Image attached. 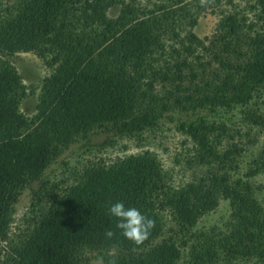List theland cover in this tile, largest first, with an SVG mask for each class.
I'll list each match as a JSON object with an SVG mask.
<instances>
[{
    "label": "trees",
    "instance_id": "16d2710c",
    "mask_svg": "<svg viewBox=\"0 0 264 264\" xmlns=\"http://www.w3.org/2000/svg\"><path fill=\"white\" fill-rule=\"evenodd\" d=\"M207 11L217 21L199 37ZM17 54L48 70L38 85ZM167 124L190 144L180 185L149 150L97 157ZM263 134L264 0H0V264H264ZM66 151L74 165L51 181ZM119 201L155 220L139 247L108 214ZM221 201L225 218L204 225Z\"/></svg>",
    "mask_w": 264,
    "mask_h": 264
},
{
    "label": "rangeland",
    "instance_id": "374dc122",
    "mask_svg": "<svg viewBox=\"0 0 264 264\" xmlns=\"http://www.w3.org/2000/svg\"><path fill=\"white\" fill-rule=\"evenodd\" d=\"M207 12L206 14L200 16L197 26L194 29L195 33L199 37L208 36L212 32L214 24L217 21V17L214 14H210L209 11ZM10 60L15 66L19 75L22 77L23 84L29 89V85H38L40 79H42V77L46 76L48 73V70H46L42 63L32 54H17L15 57H11ZM36 93L37 90L35 91L34 95L28 96L22 102L21 111L27 116L33 113L36 102ZM146 135L147 134L143 135V137H146V140H144L139 147L135 142L127 141L125 139H116V144L112 148L103 151L101 154L97 155V157L107 161L112 160L115 157H121L128 154L138 153L143 150H149L156 154L157 158L160 160L163 170L168 173L172 185H180L181 183H184L186 180H188L192 170H185L186 166L184 164V157H187L189 154L188 150L190 148V144L185 141L181 134L173 129L172 124L162 126L160 130L156 131L154 136ZM104 137V134L98 133L93 138L97 142H101ZM122 146H126V150L122 149ZM70 148L73 150L75 149L74 146H71ZM247 149L248 151H246V155L248 156L250 152H254L255 147H247ZM75 156L76 153H73L72 155L66 151L45 171L44 175L47 176L51 181H59L63 179L65 176L61 175V171L64 168L62 161L68 162L70 166H73L75 162L73 157ZM91 158L92 157L89 159ZM174 160L178 161V163L174 162ZM246 160L247 157L242 159L243 162ZM253 182L259 183L264 187V175L256 177ZM262 191L264 193V189ZM28 204V193L27 191H24L14 206V223L12 225L13 227H11L12 232L15 230V225L18 226L21 224V217L27 213ZM227 212V207H225L224 203L221 201L216 211L210 217H208V221L203 222V224L206 225L216 222L218 219L225 218ZM86 256V258H88L87 262L84 261L82 264H94L96 259L93 258V254H86Z\"/></svg>",
    "mask_w": 264,
    "mask_h": 264
},
{
    "label": "clouds",
    "instance_id": "9594fccd",
    "mask_svg": "<svg viewBox=\"0 0 264 264\" xmlns=\"http://www.w3.org/2000/svg\"><path fill=\"white\" fill-rule=\"evenodd\" d=\"M214 2L215 0H199V5L208 8ZM108 214L116 220L115 228L119 230L120 236L135 247L143 245L155 228L153 218L142 214L136 207H125L122 201L112 203L108 207ZM114 235L115 233L112 230H106L105 232L107 239H112ZM114 250L115 245L111 250L112 256L115 254ZM94 264H105L104 257H97ZM108 264H115V259L109 260Z\"/></svg>",
    "mask_w": 264,
    "mask_h": 264
}]
</instances>
